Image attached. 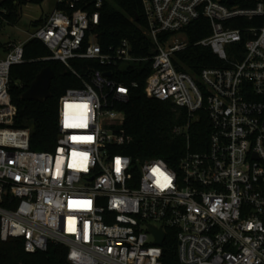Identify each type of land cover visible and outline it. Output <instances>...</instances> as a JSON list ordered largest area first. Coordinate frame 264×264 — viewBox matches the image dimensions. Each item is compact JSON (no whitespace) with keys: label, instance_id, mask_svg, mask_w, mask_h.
<instances>
[{"label":"built area","instance_id":"1","mask_svg":"<svg viewBox=\"0 0 264 264\" xmlns=\"http://www.w3.org/2000/svg\"><path fill=\"white\" fill-rule=\"evenodd\" d=\"M58 2L69 11L55 10L30 37L81 82L60 100L55 152L32 150L31 129L14 128L11 71L30 40L0 53L1 242L23 240L28 254L66 246L70 264H165L173 231L178 264H264V0H142L149 57L127 40L103 49L95 31L104 0L92 13L87 0ZM202 19L212 34L194 46L222 65L196 77L179 64L193 46L186 30ZM147 66V98L187 113L174 130L187 140L177 169L120 152L131 138L116 106L139 88L124 78ZM203 113L212 132L195 152L190 131ZM151 228L165 234L162 246Z\"/></svg>","mask_w":264,"mask_h":264},{"label":"trees","instance_id":"2","mask_svg":"<svg viewBox=\"0 0 264 264\" xmlns=\"http://www.w3.org/2000/svg\"><path fill=\"white\" fill-rule=\"evenodd\" d=\"M45 0H0V28L4 24L15 26L22 19L23 8L29 4L42 5ZM71 2L76 0H70ZM224 5L229 1L240 4V0H216ZM85 9L94 12L92 2ZM80 7V5H79ZM84 7V6H82ZM142 0H104L101 10V22L95 34L105 51L117 48L123 41L131 42L135 54L149 57L153 44L147 37V22ZM56 10L69 11L67 4L57 2ZM48 17V16H47ZM46 17V18H47ZM46 18L33 23L37 31L44 25ZM138 20V22H137ZM187 37L193 46L180 56V71L198 77L206 68L220 67L222 64L210 49L195 47L198 42L209 38L212 34L209 21L202 19L186 30ZM6 48L1 44V48ZM7 49V48H6ZM8 51V50H6ZM25 62L14 66L11 71V97L18 108L15 129H31V147L38 152H55L59 135V104L68 90L80 88L81 82L65 67L49 61L51 53L38 40H30L25 45ZM91 69H101L96 64L87 63ZM50 68L56 74L52 83L51 98L45 103L23 101L22 97L31 88L37 77ZM151 71L147 66L137 68L134 73L125 75V82L130 86L138 83L139 88L132 89L129 101L116 106L126 115L121 132L129 139L130 145L123 147L121 153L130 156L136 163L147 160H163L170 167L177 169L181 159L187 152V140L176 136L174 130L187 122L185 110H180L169 103H162L147 98L145 87ZM195 123L190 131L192 150L202 152L208 149L212 132L207 116ZM4 207H7L6 205ZM1 229V228H0ZM177 233L169 231L163 246L164 263L178 264ZM23 240H11L3 244L0 239V264H70L69 249L66 246L51 245L46 253L28 254Z\"/></svg>","mask_w":264,"mask_h":264},{"label":"rangeland","instance_id":"3","mask_svg":"<svg viewBox=\"0 0 264 264\" xmlns=\"http://www.w3.org/2000/svg\"><path fill=\"white\" fill-rule=\"evenodd\" d=\"M57 2L58 0H45L42 5L29 4L23 8L20 23L15 26L4 24L0 28V53L3 55L11 46L30 40L35 33L33 23L50 16L56 10ZM1 44L7 49L1 48Z\"/></svg>","mask_w":264,"mask_h":264},{"label":"water","instance_id":"4","mask_svg":"<svg viewBox=\"0 0 264 264\" xmlns=\"http://www.w3.org/2000/svg\"><path fill=\"white\" fill-rule=\"evenodd\" d=\"M229 4L232 5L233 2L229 1ZM107 76L111 77V74H107ZM55 79L56 74L52 69L47 68L44 70L41 75L37 77L36 81L33 83L28 92L24 94L22 97L23 101L38 103H45L48 101L51 98V87ZM150 232L156 237V245L162 246L166 237L163 231L151 228Z\"/></svg>","mask_w":264,"mask_h":264},{"label":"snow or ice","instance_id":"5","mask_svg":"<svg viewBox=\"0 0 264 264\" xmlns=\"http://www.w3.org/2000/svg\"><path fill=\"white\" fill-rule=\"evenodd\" d=\"M66 126H68V125L66 124ZM117 164L119 165V161H117ZM117 170H119V168H117ZM153 172L156 173V172H159V170L158 169H153ZM160 175H163V173H160ZM164 179H165V181H168L167 177H164Z\"/></svg>","mask_w":264,"mask_h":264},{"label":"crops","instance_id":"6","mask_svg":"<svg viewBox=\"0 0 264 264\" xmlns=\"http://www.w3.org/2000/svg\"><path fill=\"white\" fill-rule=\"evenodd\" d=\"M5 52V51H4Z\"/></svg>","mask_w":264,"mask_h":264}]
</instances>
